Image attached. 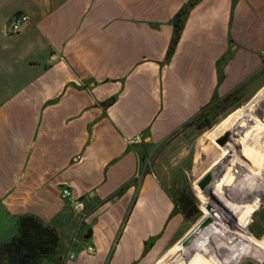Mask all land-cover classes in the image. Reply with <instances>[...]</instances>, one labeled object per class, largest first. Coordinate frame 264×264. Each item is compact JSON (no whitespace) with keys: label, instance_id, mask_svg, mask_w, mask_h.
Returning a JSON list of instances; mask_svg holds the SVG:
<instances>
[{"label":"crops","instance_id":"1","mask_svg":"<svg viewBox=\"0 0 264 264\" xmlns=\"http://www.w3.org/2000/svg\"><path fill=\"white\" fill-rule=\"evenodd\" d=\"M186 1L0 0V243L23 214L58 233L40 264H152L172 241L184 217L141 151L264 66V0H199L165 61Z\"/></svg>","mask_w":264,"mask_h":264},{"label":"rangeland","instance_id":"2","mask_svg":"<svg viewBox=\"0 0 264 264\" xmlns=\"http://www.w3.org/2000/svg\"><path fill=\"white\" fill-rule=\"evenodd\" d=\"M223 135L227 136L226 143L220 145L216 140ZM158 157L165 165V182L172 195L191 191L196 212L184 218L171 243L152 264H181V261L189 264V252L180 251L183 248L180 239L206 215L212 219L208 229L217 228V219L228 227L227 231L217 229L227 241L235 238L240 243L264 247V201L253 198L264 196V66L226 99L214 100L204 107L157 147L141 151L140 169L153 168ZM219 159L217 179L209 186V192L202 194L195 180ZM250 163L260 168L259 174L253 172L252 185L247 184L251 180ZM210 236L214 241L216 236ZM217 242L222 244L223 240ZM67 250L66 246L62 247V251ZM69 252L75 249L70 248ZM213 254H217L218 258L214 259L219 260L225 253L220 256L216 249ZM236 264H264V260L259 262L250 252Z\"/></svg>","mask_w":264,"mask_h":264},{"label":"trees","instance_id":"3","mask_svg":"<svg viewBox=\"0 0 264 264\" xmlns=\"http://www.w3.org/2000/svg\"><path fill=\"white\" fill-rule=\"evenodd\" d=\"M198 1H186L173 15L172 35L164 57L165 61L170 58L174 50L186 15ZM231 93L221 99H226ZM111 100L109 99V101ZM174 200L184 218L194 216L196 212L195 197L191 191L178 192ZM253 234L259 236V234ZM58 244L59 236L53 227L45 225L38 217L32 214L20 215L17 218L16 234L9 240L0 243V264H40L42 259L54 255Z\"/></svg>","mask_w":264,"mask_h":264},{"label":"bare ground","instance_id":"4","mask_svg":"<svg viewBox=\"0 0 264 264\" xmlns=\"http://www.w3.org/2000/svg\"><path fill=\"white\" fill-rule=\"evenodd\" d=\"M260 155L261 154H259V156ZM256 157H258V156L256 155ZM250 168H251V172H250L251 173V178H250L251 180H249L247 182V184L249 183L252 185V184H254L253 183V178H254L253 172L258 171V174H259L260 168H258L257 165H253L252 163H250ZM254 197H256L257 200L259 199L258 201H264V196L255 195V196H253V198ZM216 223H217V228L215 226L214 227L215 229L213 231L210 228L208 229V224L202 228H199L197 230V232L194 234L195 239H194V235H193L192 236L193 239L191 238L189 245H187L186 247L180 248V251L185 250L187 252V254L189 252V256H188L189 257V260H188L189 264H236L237 261L239 260V258H241L244 254H247L250 252L253 254V256H255L257 258V260L259 262H262L264 260V247L263 246L251 245L248 243H245V244L240 243L235 238H234V240L227 241V239L222 238V236L219 233L221 232L220 230H223V229L225 231H227L228 227L224 223L220 222V220H218V219L216 220ZM217 229H220L219 230L220 232ZM213 234L216 236L214 238V241L210 240V238H211L210 235H213ZM219 239H220V241L223 240L222 244L220 242H219L220 244H218L217 240H219ZM215 248L217 250H219L220 256H223V254L225 253L223 258H221L219 260L214 259V257L218 258L217 254L216 255L213 254L214 251H216ZM213 249H215V250H213ZM234 256H235V258H234ZM231 258H234L233 261L231 260ZM179 259H177V260L180 261ZM183 262L184 261H181L180 263L185 264Z\"/></svg>","mask_w":264,"mask_h":264},{"label":"water","instance_id":"5","mask_svg":"<svg viewBox=\"0 0 264 264\" xmlns=\"http://www.w3.org/2000/svg\"><path fill=\"white\" fill-rule=\"evenodd\" d=\"M227 136L223 135L222 137H219L216 141L220 145H224L226 142ZM220 159L216 161L215 163L208 166L206 170H204L203 173H201L198 178L195 180V185L198 187V189L202 192V194H206L209 192V186L213 183L215 179H217L215 176L220 168ZM206 209H209L208 205H204ZM210 216H204L201 219H199L193 227L190 228V230L180 239V245L182 247H186L189 245L190 240L192 236L197 232L199 228H202L209 224L211 222Z\"/></svg>","mask_w":264,"mask_h":264},{"label":"built area","instance_id":"6","mask_svg":"<svg viewBox=\"0 0 264 264\" xmlns=\"http://www.w3.org/2000/svg\"><path fill=\"white\" fill-rule=\"evenodd\" d=\"M28 22H29V18L26 14L16 12L9 19V24L6 28V33L8 34L18 33L22 29L23 26L28 24ZM262 57L264 60V51H262ZM140 141H141L140 135H136L130 140L131 143H137ZM60 196L61 198L69 200L74 207L81 205V203H79L76 199H73L72 191L68 186L60 187ZM86 250L88 252H92L93 248L92 246L87 245ZM70 257H72V255H70Z\"/></svg>","mask_w":264,"mask_h":264}]
</instances>
